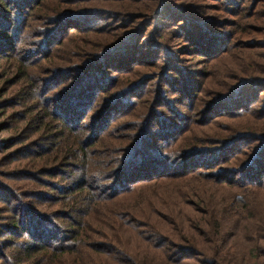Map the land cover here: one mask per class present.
Returning a JSON list of instances; mask_svg holds the SVG:
<instances>
[{
  "label": "trees",
  "instance_id": "trees-1",
  "mask_svg": "<svg viewBox=\"0 0 264 264\" xmlns=\"http://www.w3.org/2000/svg\"><path fill=\"white\" fill-rule=\"evenodd\" d=\"M35 19V36L42 38L30 53L49 59L57 80L27 86L25 97L34 90L39 109L19 113L27 125L17 131L24 132L21 142L40 132L30 159L37 158L39 168L19 172L42 187L23 197L48 206L26 204L27 232L25 218L15 216L2 230L10 236L7 246L20 252L14 264H46L52 254L82 247L112 254L120 264H190L194 258L199 264H264V27L249 22L264 19V0H0V35L13 38L10 49ZM184 50L209 62L226 59L218 73L231 81L226 89L203 97L204 83L197 85L183 66L190 55ZM147 58L154 60L146 71ZM61 83L52 110L43 94ZM167 85L181 95V105L180 97L166 96ZM196 110L203 127L228 122L188 136ZM120 130L115 138L124 146L117 155L109 156V148L99 152L101 141ZM61 152L72 169L66 183L54 185L48 165ZM40 167L44 174H37ZM38 175L51 180L46 184ZM18 188L9 191L14 199ZM156 198L162 212L168 204L177 207L171 232L162 231L166 214ZM120 204L124 211H114ZM102 205L112 210L103 212L96 229L93 214ZM192 210L196 215L188 214ZM132 247L133 256L123 250Z\"/></svg>",
  "mask_w": 264,
  "mask_h": 264
},
{
  "label": "rangeland",
  "instance_id": "rangeland-1",
  "mask_svg": "<svg viewBox=\"0 0 264 264\" xmlns=\"http://www.w3.org/2000/svg\"><path fill=\"white\" fill-rule=\"evenodd\" d=\"M209 14L210 16H213L214 18H216L217 20H220L221 22H224V19L226 18L224 15L217 16L212 13H209ZM251 18H254V17H251ZM37 22L39 21L35 19L33 22V26H31V22H30L31 27H28L26 30L24 29L25 31L24 33H22L23 34L22 40L17 42L16 44L17 48L15 50L10 49V46H12V43L14 44V42L12 41L13 38L10 37L8 39L6 38V36L0 35V264H4L7 258L10 259V264H14L16 262L17 255L20 253L18 251H15L14 247L7 246L8 243H6V239H8L10 236L7 235L8 233L4 232L6 229V226H8L9 223L13 222L14 216L16 217L17 221L18 220L21 221V217L23 218L22 220H24L26 216L23 214L24 213L23 210H26L27 206L32 207V208L40 206L41 208H44L45 210H47V206H48V205L42 206L41 201L44 202V200L40 201L39 198L23 197V195H25V192H29V190L31 191L30 193L38 192L37 190H41L42 187H40L41 186L40 183L36 182L40 186L33 184L34 179L31 181H28L27 179H22V177H25V173L19 172V171H24V170L27 171L28 168L29 169L39 168V166L37 165L39 164L37 158H35V160H33L32 162H30V159L33 158L32 151L36 148V147L35 148L33 147L34 142H31V141L35 138V136L39 135L40 132H37L30 139L28 138V140H24L23 142H21L23 138L21 137V135L24 136V132L21 133L20 130L17 131V128H21L19 126L27 125V122L25 120L17 119L18 114L22 113L24 115L25 114L27 115L39 109L38 106L36 105L37 98L35 100L32 99L37 96V93L34 90L31 93L29 92L28 96L31 99H28L29 97H25L26 92H27V86L29 87L33 86L35 83H36L35 85L37 86H42V83H44V81L46 80H50L52 81V83L57 80V79L55 80V76L50 73V68H51V64L49 63L50 60L42 57L39 54L32 55L30 53L31 51H33L32 44L34 43L36 45L37 44L36 42L39 40V38H42L39 35L38 37L35 36V33L38 30ZM249 22L250 23L253 22V24L255 26L257 25L258 27H264V19H261L259 21L255 19H251ZM41 25L42 23L40 22V26ZM114 25L116 26V23ZM231 26L233 27V25ZM18 28L19 30L16 27L18 31H22V28L20 27ZM223 28L224 30L227 29L231 31L226 25H224ZM113 30H115V27H113ZM113 33L114 34L118 33L121 36L122 29H117L113 31ZM105 36H109V35L105 34ZM95 38L98 41H100V38L102 37L96 35ZM182 44L183 42H180V45ZM183 52H186L189 54L191 53L190 51H187V50H184ZM23 56H26V58L21 59V57ZM227 59H230L229 55L227 56ZM153 60L154 59L152 58L145 59V63L148 64V67H146L145 69L146 71L150 68V64L151 62H153ZM225 60L209 62L207 57H198L196 55L190 54L189 57H187L185 61H183V66L190 73V78L195 79V81L197 82V85L198 83H201V84L202 82L204 83V89L202 92L203 97L210 99L214 97L215 93H217L218 91L221 92L222 89H224V87L230 84L231 82L230 80H225L224 78L219 77L218 75L220 71L226 69L225 64L227 63H225ZM233 64L234 62L228 65L229 67L230 66L233 67ZM21 68L22 70H24L22 74L19 73ZM159 70L160 68L157 71ZM196 72H200V73H196ZM176 73H177L176 70H173L172 75H175ZM59 82L60 81L58 79L57 84ZM64 84L65 83H61V86L56 90L47 89L49 93L46 92V94L45 93L43 94V96L45 95L46 98L49 100L46 103L50 102L49 107L52 110L54 108L53 98L56 97V94L60 90V88L65 86ZM165 88L167 89L166 90L167 93H165L166 96H170V98L180 97V105H181V100H182L181 95L173 91L172 89L173 86L167 85ZM151 89L156 90L155 82H152ZM61 92L62 90L59 93ZM43 96H42V99H43ZM151 96L154 97V93ZM197 118H200V115L198 116V111L196 110L190 116V119L193 120L195 123H192V131L186 133L188 136H190V134H195L196 129L197 131L205 130L204 133H209L210 129H213L215 126H218V125L226 126L225 123L228 122V119L225 118V119H220L221 122L215 121L214 124H210L206 127H203L202 125H200L201 123H198L199 121H197ZM121 123L122 121H117L116 127H119L120 125H122ZM120 132H124V131H121V130L113 131L112 136L110 138L108 137L109 139L106 138L108 140L106 144H104L103 141H101L102 145H100V147H96L99 150V152L105 151V154H106L107 149L109 148L110 150L109 156H116L117 155L116 151L119 150L122 146H124L123 141L121 143H118L119 141H117V139L115 138V136L118 135ZM67 135H69L72 140L75 138L74 134H72L70 131H67ZM193 137L194 136H192L191 138ZM185 142L190 143L191 141L187 139L185 140ZM70 153L71 151H69L67 154H70ZM67 154L65 152H61L60 159L58 161H54L52 165L50 164L48 165V167L51 166L55 170L52 174V176L55 177L53 178L54 180H52L53 183H56L54 185H57V184L59 185L58 181L56 180H59V182H63V183L67 182L65 180V177L68 174L69 170L72 169L71 167H67L69 165V161H68V164L66 163ZM93 158L97 160L100 159L99 155H96ZM41 168L42 167H40V171H38L37 174H44V172L41 171ZM38 176L41 177V178H38V180L40 181L42 180V182H45L46 184H48L47 181L51 180L50 176H41V175H38ZM43 177H45V179ZM30 185L33 186V189L30 188ZM17 186H20V187L18 188ZM12 188H18L17 191L19 192V194H17L18 196L16 197V199H14L11 196V193H9V191L12 190ZM56 194H57V191L51 192V195L53 196H55ZM146 194L149 195V193H146ZM164 196L165 197H161L160 199L166 200L168 195H164ZM157 198L154 199V202H155V206L159 208L160 210V205L158 203L159 202L158 200L160 199H157ZM21 199H23L24 201L22 202ZM188 200L194 201L196 199L189 197ZM163 203L168 204L167 201L165 202L163 201ZM169 205L170 204H168L169 209H167L166 206L162 208L164 212L160 210L162 214L163 213L166 214V222L162 227L163 232H171L170 230H173V228H175L173 220L170 219V216H172V213L173 214L176 213L171 209H177V207L174 205H170V206ZM123 206L124 205L120 204L118 208H114V211H116V209L120 211H124L126 207H123ZM111 208L112 207L110 205H102L101 207L95 210V213L93 214V222L97 226L96 229L101 228V223H103V218L101 217V215L103 214V212L105 211L107 213H110V211L112 210ZM189 209L191 210L192 208L189 207ZM46 212L51 213L50 211H46ZM190 213L192 215H196L195 211L193 210L190 212L188 211L189 215ZM52 215L53 214L51 213L50 218L52 217ZM94 215L98 216V219H100V221L94 220ZM27 223L28 221L25 218L26 229L25 231L22 230L23 232L28 231ZM105 224H110V223L109 221H107ZM107 231L111 232L112 230L107 229ZM107 231L105 232L107 233ZM171 237L174 239L177 238V236L175 235ZM189 237L190 239H192L191 235ZM84 239L88 240V238H84ZM21 240H23V238L19 239V241ZM25 240H27V238H25ZM146 243L139 244L137 248L141 247L139 248L140 251L144 252L145 247H142V246ZM79 250L81 252L75 251L74 253V251H71V253H69L68 255L66 256L63 255L61 257H58L52 254V256L48 257V262L46 264H120L119 261L110 259L112 254L108 253L109 254V257H108L103 252L97 249L90 251L88 250L87 247H84V248L82 247ZM84 250H86V253H88V255H84ZM123 250L125 251V253L130 251V254L132 256L134 255L133 251L135 250L133 249V247H132V250L130 248L129 249L123 248ZM44 252H47V251L43 250L42 254ZM122 258H124V255ZM180 258H181V253H180ZM103 260H105L106 263L100 262ZM131 263H132V260H130L129 262L123 263V264H131ZM190 264H199L198 258L191 259Z\"/></svg>",
  "mask_w": 264,
  "mask_h": 264
}]
</instances>
